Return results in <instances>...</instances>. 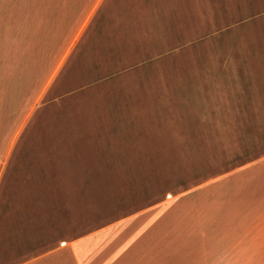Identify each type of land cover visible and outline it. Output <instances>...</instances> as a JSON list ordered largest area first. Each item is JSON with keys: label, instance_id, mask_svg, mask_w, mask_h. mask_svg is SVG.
I'll return each mask as SVG.
<instances>
[{"label": "crops", "instance_id": "crops-1", "mask_svg": "<svg viewBox=\"0 0 264 264\" xmlns=\"http://www.w3.org/2000/svg\"><path fill=\"white\" fill-rule=\"evenodd\" d=\"M179 1L93 0L39 85L32 56L6 39L20 0H0V264H264V0H192L189 26ZM66 96L79 112L112 107L115 149L121 133H139L128 142L149 151L140 171L117 174L144 180L127 189L144 199L87 206L80 183L79 235L35 239L23 255L29 229L52 226L36 215L52 217L54 196L69 195L68 165L96 158L39 138L49 123L37 119ZM115 104L130 123L115 122ZM157 163L175 164L176 179L153 194Z\"/></svg>", "mask_w": 264, "mask_h": 264}, {"label": "rangeland", "instance_id": "rangeland-1", "mask_svg": "<svg viewBox=\"0 0 264 264\" xmlns=\"http://www.w3.org/2000/svg\"><path fill=\"white\" fill-rule=\"evenodd\" d=\"M179 2V7L182 9V11L179 12V17L182 19L183 25L189 26L196 22L198 17L195 13L192 14V0H181ZM92 4L93 0H20L15 31L12 30L10 34L7 30L6 39L7 43H21L24 50L26 49L29 55L32 56L30 60H32V65H35V63L37 65L39 85L41 80L44 81L47 78L50 69L52 70L55 58L68 36L72 35V32L77 29L78 13H80V18L83 19V16L88 14L89 9L93 6ZM10 6L12 7V5ZM173 15L178 17L176 13H173ZM7 29H9L8 26ZM165 32L166 25L162 24V29H160L159 33L165 34ZM13 33L15 34V40L12 37ZM152 34H155L154 30ZM22 57H24L23 53ZM68 80H77L76 75L68 77ZM76 87V82H68L65 91L72 88L74 90ZM113 90L122 91V89ZM115 99L119 98L115 97ZM99 107L100 106H96L95 108L82 107V110L80 109V114L79 109H77V100H74V98L70 99V97L66 96L65 100L50 105L45 112V116L41 115V117L39 116V119H37L38 126H45L47 121L49 123L47 131L42 132L39 138L53 141H70L74 143L75 146L78 145L82 148L84 145H87L85 150L89 153L92 152L93 154H91V156H95L96 158H92V163L90 164L68 165L66 170L68 173L73 174L70 179L65 181V184L68 186L69 195L64 194V198L61 195L54 196L52 217L44 212H40L41 214L38 213L36 215L38 221H41L42 217L43 220H45L46 216H48L47 220L51 218L53 221H49L48 224L52 223V226L38 227V236L36 237L34 236L36 228L33 227L29 229V235L22 237L23 251L25 247L24 244H29L35 239H37L38 242L48 241V243L53 242L54 244L61 239L68 237L75 238L79 235V230L75 227L74 221L78 220L77 193L80 183L84 189V194H86L85 201L87 206H101L108 202L110 204V202L115 200V204L117 205L115 209L123 211L121 210L124 208L122 204L128 205L132 199L136 202L144 199L142 195L129 196L127 194V189L132 184L137 188H142L145 181L142 179H118L119 175L117 172L123 173L125 171H130L131 173H138L140 171V164L144 161L149 151L146 152L143 149L141 151L129 144L128 141L133 139V134L135 135V133L129 130L121 133L119 140L123 141L122 144L127 145H122L119 149H115V134H117V127L115 126V129L111 128L114 121H112L110 114L108 117V112L112 107H108L109 110H104V107ZM114 108L116 113L115 122L118 121L119 118L124 117L123 122H131V116H127L129 113L126 115L125 110L118 109L116 104ZM120 114H122L123 117L119 116ZM113 135L114 141L112 142L109 139L110 136L113 138ZM137 136H139V133L135 135V137ZM101 142H108L110 144L103 147ZM117 160L131 161L135 165L120 164L116 162ZM151 166V175H153L151 187L153 189V194H155V191H157V193H160L161 190L165 192L175 186V164L157 163ZM56 172H58V170H56ZM78 172L83 174L81 178L78 177ZM160 179H164V182ZM160 185H165V189ZM146 186L148 187L147 181ZM115 191L116 193L119 192L120 195L115 196ZM154 198V195L147 197L149 201L152 200L151 202L154 201ZM61 200H64L65 203ZM71 202L74 204H70ZM83 211L87 213L88 210L83 209ZM101 214L108 216L109 212H102ZM119 214H121V212L118 213L115 211V217ZM90 215L92 219L94 215H92V213H90ZM24 254L25 251L23 252V255Z\"/></svg>", "mask_w": 264, "mask_h": 264}]
</instances>
